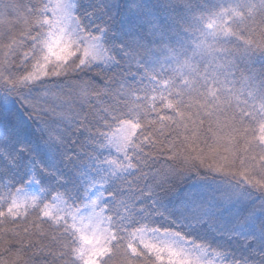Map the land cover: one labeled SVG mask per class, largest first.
I'll list each match as a JSON object with an SVG mask.
<instances>
[{"label": "snow or ice", "instance_id": "1", "mask_svg": "<svg viewBox=\"0 0 264 264\" xmlns=\"http://www.w3.org/2000/svg\"><path fill=\"white\" fill-rule=\"evenodd\" d=\"M0 264H264V0H0Z\"/></svg>", "mask_w": 264, "mask_h": 264}]
</instances>
